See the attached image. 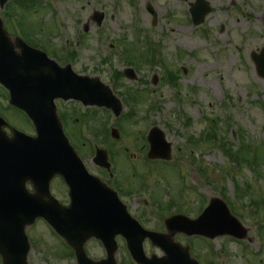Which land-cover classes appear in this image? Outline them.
I'll list each match as a JSON object with an SVG mask.
<instances>
[{
  "label": "rangeland",
  "instance_id": "rangeland-1",
  "mask_svg": "<svg viewBox=\"0 0 264 264\" xmlns=\"http://www.w3.org/2000/svg\"><path fill=\"white\" fill-rule=\"evenodd\" d=\"M205 1L212 12L198 27L191 24L188 14L194 0H34L29 8L14 4L9 11L14 10L18 22L23 19L25 26L33 23L34 33L25 35L26 40L41 50L40 47H46L45 52L54 60L52 54L60 58L69 55L68 63L76 73L98 78L121 102V120L113 127L119 132L118 139L113 140L109 133L106 142L99 137L93 139L83 127L87 143L81 147L77 132L82 121L78 116L73 117L74 111L90 118L96 116L100 129L105 122L110 130L112 118L107 120L104 109L85 110L71 102L57 101V108L69 121L65 134L70 143L74 142L76 148L72 146L87 171L106 183H109L106 173L91 159L95 147L113 153V163L110 158L109 161L115 167V176L110 187L123 190L122 202L143 228L166 233L162 222L165 218L176 213L194 219L209 199L219 198L238 220L246 238L237 241L218 236L209 243L193 237L191 256L199 264H264V209L256 212L249 206L258 196H264V81L257 78L250 59L253 52L258 53L264 47V0ZM147 6L152 14L147 12ZM96 14L103 16L99 25ZM0 19L5 27L9 26L1 9ZM135 32L141 34L142 43L149 40L155 53L162 54L163 63L177 76L176 82L164 80L165 71L160 62L133 67V81L124 76L114 79V72H123L128 67L120 52L125 44L136 43L132 38ZM125 53L131 61L142 58L130 47ZM127 89L142 92L144 97L127 100L126 104L122 97ZM148 109L151 110L147 112ZM1 113L10 126L34 134L21 113L10 108ZM206 118L214 120L223 139L233 146L231 153L238 152L231 143L237 138L235 126L241 128L246 150L236 164L221 143L190 145L187 142L188 137L197 140ZM228 119L235 125L230 133L225 127ZM98 124L90 122L88 126ZM152 127L161 130L171 144V162L180 165L179 170L170 162L146 159L148 149L142 138ZM130 154L136 160L128 158ZM253 164L258 170L250 168ZM142 184L148 187L147 192L137 191ZM50 189L62 204L67 203L65 188L59 180H54ZM128 192H134L135 196L129 197ZM145 193L151 196L152 203ZM48 230L41 221L26 229L31 245L28 264H76L60 239ZM173 239L181 245H187L190 240L179 234ZM117 244V264H131L124 241L117 238ZM84 249L93 260L105 257L104 250L93 240ZM143 249L147 257L162 256L149 242L144 243Z\"/></svg>",
  "mask_w": 264,
  "mask_h": 264
},
{
  "label": "water",
  "instance_id": "water-1",
  "mask_svg": "<svg viewBox=\"0 0 264 264\" xmlns=\"http://www.w3.org/2000/svg\"><path fill=\"white\" fill-rule=\"evenodd\" d=\"M5 1L0 0V4L3 5ZM191 11L194 25H199L210 12V9L203 0H196V5ZM101 19L102 16L97 18L98 24ZM5 43L7 44L8 51H4L3 70H1L0 59L1 81L11 89L10 103L24 109L33 119L37 137H27L13 130V137L11 139H7L4 136L3 140L0 141L3 143V146L0 147V179L7 180L0 187L3 186L4 189L10 185L12 174L14 175V180L17 182L19 179L20 183L19 204L11 210L14 224L7 230H3L0 227V254L4 260V264L13 263L12 254L14 253L19 255V264H26V254L29 248L24 235V228L26 225L32 224L36 217L46 218L52 226H55L62 233L59 222H50L51 216L48 203L43 200L45 197L50 200L52 199L49 195V182L55 175L62 176L73 191L71 197L75 200V203L70 209V219L67 216V220L83 228V230H73L69 236L70 239L72 238V242H69V244L74 249L78 260L82 258L84 259V264H94L84 257L82 245L85 238H82L80 234L82 233L81 231L89 232L90 230L97 229L98 233L110 230V235L113 232L125 234L128 238L130 252L137 263H149L151 260L146 261L142 256L140 245L146 237L152 239L151 241L153 242L155 238L137 228V225L127 215L125 209L119 205L115 195L105 196L99 194L100 192L97 189L100 186L102 187V185L98 184L99 181L86 174L80 160L62 133L52 103L54 98L63 97L64 99L75 98L82 100L84 103L91 104L93 103L92 100L108 96L112 103L110 106L118 113L121 109L119 102L97 80L77 77L70 72L69 68L59 76L51 74L48 70L44 72L49 74L46 76L33 72V66L29 64V61H33L36 56L39 57L40 55L45 58V55L38 51L27 49L29 52L20 58L13 51V46L9 45L6 41ZM253 59L257 65L258 74L264 77V53L259 57L254 56ZM1 122L3 123L0 120ZM112 136L117 138V133L112 131ZM156 141L162 142V137ZM168 147L166 146V149H164L165 155L162 156L166 160L170 158ZM157 149L158 146L156 144H154V150L152 145L148 157L157 159L159 157L156 154ZM96 161L99 165L105 164V153L103 151H98ZM2 175L4 176L2 177ZM27 181H30L34 185L37 192L31 198L27 197L24 189ZM68 211H62L63 216ZM213 211H217L215 213L219 212L225 217L222 209L218 208L215 203L208 209L207 215L212 214ZM2 213L3 203L0 200V217ZM172 219L166 220L165 225L173 233L175 232V228L171 225L173 223ZM67 220L61 218V223L63 222L65 225ZM17 222L19 223L18 228H16ZM194 222L189 221L191 225ZM227 222H230V220L227 219ZM204 224L203 217L199 226L200 231L209 230ZM211 224L212 226L215 225L214 218L211 219ZM107 227H111L112 230L107 229ZM73 233L76 235H73ZM232 234L237 238L245 237L244 230L241 233L233 231ZM211 237L213 238L214 235H211ZM161 240H164L167 244H172L171 236H164ZM15 242L17 243L16 248ZM115 250V246L110 244L108 250L109 261H107L109 264H114L113 254ZM174 257L173 252L168 253L169 260L173 261ZM188 262V264H196L193 261Z\"/></svg>",
  "mask_w": 264,
  "mask_h": 264
},
{
  "label": "trees",
  "instance_id": "trees-1",
  "mask_svg": "<svg viewBox=\"0 0 264 264\" xmlns=\"http://www.w3.org/2000/svg\"><path fill=\"white\" fill-rule=\"evenodd\" d=\"M214 127H215V129H213L211 131L212 135L211 134L205 135L204 141H206L207 143H212L213 144V143H216V141H217L216 136H215L216 135L215 134V132H216V126H214ZM218 130H219L220 135H223L222 132L220 131V128H218ZM220 143H221L222 149H225V152H226L227 156L229 158H234V159L236 158V161L239 158V155H242L243 152L246 150L245 149V145L243 143L241 145V147L238 149V152L237 153H231V148L233 146H231L230 143L227 140L223 139V142L220 141Z\"/></svg>",
  "mask_w": 264,
  "mask_h": 264
}]
</instances>
